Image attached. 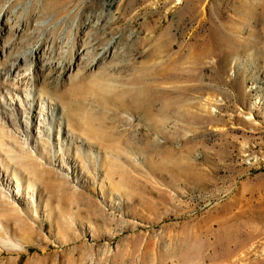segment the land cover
<instances>
[{"label": "rangeland", "instance_id": "374dc122", "mask_svg": "<svg viewBox=\"0 0 264 264\" xmlns=\"http://www.w3.org/2000/svg\"><path fill=\"white\" fill-rule=\"evenodd\" d=\"M0 264H264V0H0Z\"/></svg>", "mask_w": 264, "mask_h": 264}, {"label": "bare ground", "instance_id": "6f19581e", "mask_svg": "<svg viewBox=\"0 0 264 264\" xmlns=\"http://www.w3.org/2000/svg\"><path fill=\"white\" fill-rule=\"evenodd\" d=\"M12 72L13 73H18L19 71L17 70V67H13V70H12ZM16 76V75H15ZM13 77H14V75H13ZM17 78V77H16ZM19 79V78H18ZM24 79V75H21V81ZM24 152V151H23ZM23 154V153H22ZM21 154V156H19V158L20 157H22L23 155ZM22 158H26V159H28L29 161H32V158H31V156H29L28 154H25Z\"/></svg>", "mask_w": 264, "mask_h": 264}]
</instances>
